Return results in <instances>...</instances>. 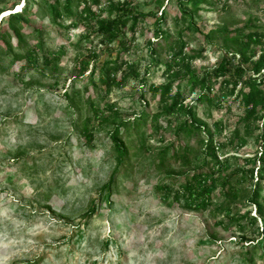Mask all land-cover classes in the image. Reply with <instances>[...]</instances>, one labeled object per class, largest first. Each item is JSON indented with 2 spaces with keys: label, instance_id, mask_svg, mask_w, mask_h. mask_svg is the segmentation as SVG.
I'll use <instances>...</instances> for the list:
<instances>
[{
  "label": "rangeland",
  "instance_id": "rangeland-1",
  "mask_svg": "<svg viewBox=\"0 0 264 264\" xmlns=\"http://www.w3.org/2000/svg\"><path fill=\"white\" fill-rule=\"evenodd\" d=\"M160 1L131 0L133 15L144 17L136 26L129 21L110 39L97 32V21L92 18L75 21V25L70 20L53 22L45 0H0V17L3 12L16 13L18 4L29 10L19 26L22 42L10 39L11 54L3 53L6 47L0 40V264H264L263 220L257 218L254 226L249 219L240 220L245 214L258 216L246 199L262 165L258 162L264 146L259 141L261 121L248 133L238 127L243 145L236 153L230 145L220 153L238 158L215 174L212 205L206 209L190 207L157 188L167 184L177 189L200 165L201 136L205 139L208 131H214L213 123L225 124L222 133L214 135L217 150L242 116L236 92L217 103L219 107L195 102L199 91H191L185 63L180 59L172 67L174 73H166L175 52L171 46L184 42L186 57L193 58L190 72L201 74L235 47L211 35L212 30L240 29L253 23L264 32V0H202L195 10L188 1L181 5L183 0ZM100 2V8L92 6L99 19L116 16L106 0ZM180 6L192 17L181 14ZM72 8L80 10L75 1ZM158 28L163 36L157 35ZM5 29L2 21L0 31ZM122 36L130 44L121 53ZM27 47L37 49L36 60L13 61V54L22 55ZM261 49L264 38L262 46L255 48L257 53ZM114 62L127 65L116 75V82L133 70L137 77L128 76L125 85L114 84L107 92L98 81L100 71ZM168 82L173 92L183 94L185 104L195 103L197 120L204 124L199 134L176 137L183 115L169 124L160 119L163 128L155 131L152 116L159 112V93L154 95L150 86ZM218 91L219 80L212 96ZM106 102L114 106L113 111L95 120L91 104L106 110ZM141 114L146 121L130 137L120 127L133 146L105 200L103 188L116 165L109 133L115 125ZM86 118L95 128L91 144L81 135ZM139 132L145 134L146 151L140 148ZM173 141L176 148L179 143L188 146L190 165L169 158L166 167L157 168L158 154ZM249 169H253L252 181L232 185L235 197L228 196L230 212H215L228 198L223 193L228 189H221L224 177ZM92 204L94 212L90 213ZM241 236L246 238L244 243L239 242ZM253 242L261 244L255 251Z\"/></svg>",
  "mask_w": 264,
  "mask_h": 264
},
{
  "label": "trees",
  "instance_id": "trees-1",
  "mask_svg": "<svg viewBox=\"0 0 264 264\" xmlns=\"http://www.w3.org/2000/svg\"><path fill=\"white\" fill-rule=\"evenodd\" d=\"M49 2L48 8L50 16L53 22L60 20H70V25H75V21L88 20L90 18L97 21V32L101 35H106L110 39L116 37L120 30H124L125 26L129 21L133 22V26H136L139 19L144 16L140 13L133 15V11L130 9L131 0H106L110 9H113L116 12V16L109 20L99 19L98 15L92 10V6L100 8V0H91V3H88L86 0H45ZM76 2L77 7H80L79 12H74L72 5ZM161 2L160 0H156ZM190 2L194 10L198 8V5L202 0H183L181 3ZM181 14L189 18L192 17L191 12L186 11L180 6ZM29 10L27 7H22L19 12L9 13L8 15L0 19V24L2 21H5L6 29L0 31V40L5 45L6 50L3 52L5 54L12 53L10 51V39L14 37L18 43L22 42L21 32L19 26L24 23L26 16L28 15ZM156 16V14H152ZM188 26L192 27L191 21H189ZM247 28H250L248 32H245ZM260 27L252 23L248 27L228 30V29H215L210 32L211 35H218L225 41H229L234 44V50H226L225 54L216 61V63L208 70L203 71L201 74H193L190 72V62L193 59L192 57H186L184 53L185 43L179 40L171 49L175 52L170 56L172 66L169 64L166 69V73H174L172 67L177 65L178 61L181 59L183 61L185 69L187 70L188 82L191 84V91L198 89L199 94L195 99V102H205L209 106L215 105L219 107L221 100L227 96H232L235 92L240 101V107L242 109V116L238 119L237 127L234 128V132L230 138L226 139L225 142L219 144L218 149L216 150L214 135H219L222 133V129L225 124L222 122H215L214 131H208L205 139L203 136L199 139V145L201 146V159L200 165L195 168V170L188 176H186L183 183H180L177 189H172L167 184H161L159 187L165 195L172 194L173 198L176 201H182L190 207L206 209L211 203L212 195V184H214V176L222 170L230 168L233 161L237 160L238 156L231 155L225 156L220 154L224 151L227 145H230L232 153H236L242 143H239V129L241 125L244 127L245 132L250 131V127L255 125L258 122H262L261 134L259 136V141L261 145H264V49L257 51L255 48L257 46H262L264 32H260ZM158 36H163L164 34L158 28L156 30ZM167 38L169 36H166ZM121 46V53L127 52L130 42H128L125 36H122V39L119 42ZM36 48L27 47L24 54L20 55L17 53L13 54V61L25 60L26 63L36 60ZM120 53V52H119ZM45 64H49L48 59H44ZM123 65H126L124 62L116 63L114 62L111 66H107L105 69H101L99 83L106 87V91H110L111 87L117 86L121 87L125 85L128 76L137 77L136 71H131L132 68H129L131 71L128 75L126 73L123 77L116 82V75L119 71L123 69ZM127 66V65H126ZM24 67V66H23ZM219 80V91L217 94H213V86ZM238 88V90H236ZM153 94L159 93L158 109L159 112L152 116V124L154 125L155 131L161 130L163 124L160 122V119H164L168 124L170 119L175 118L179 115H183L184 119L180 124L176 126L175 135H184L185 138H189L194 133L199 134L201 132V127L204 124H201L197 120V112L195 103L185 104V97L179 91L173 92L172 83L168 82L159 86H150ZM105 109L95 108L91 104L92 117L101 121L105 111H113L114 106L105 103ZM146 117L144 114H141L137 118L128 122H121L118 125H115L112 131L109 133V138L112 143V148L116 155V165L114 171L111 174V177L105 186L104 191L107 190L106 195L103 199L107 200L108 192H110L111 187L110 183L113 184V177L118 172V169L121 165L126 163V159L129 158V149L132 147V142L129 145L124 136L120 133V127L124 126L127 135L130 137L132 135L133 129H140L141 126L145 123ZM205 128L207 126H204ZM258 129V125L256 126ZM94 126L91 125V119L86 118L85 123L83 124L81 135L83 136L87 144H91L94 140ZM139 142L140 148L143 150H148L146 146L145 134L139 132ZM150 137L152 134L149 135ZM219 141V139H218ZM176 142L173 141L168 144V147L162 150L158 155V167L163 168L167 165V160L169 158L179 159L184 166L190 165L189 162V148L187 145L182 146L179 143V147L176 148ZM261 154L258 159L262 165L258 170L259 178L250 188V194L247 196V203L255 206V211L258 216L249 217V214H245L240 217V220H248L250 226H254L257 223V218L263 220L264 222V204L261 202L260 193H261V182H263L264 187V146L261 147ZM219 151V152H218ZM249 178V179H248ZM253 180V169L247 171H236L231 172L224 177V180L221 182V189H228L227 192H223L225 197L232 195L235 197V188L232 186L234 183L240 185L244 181ZM229 198V199H228ZM226 198L225 203H221L218 208L216 207L215 212H230L229 204L230 197ZM93 205V204H92ZM94 212V205L90 209V213ZM90 215V214H89ZM249 217V218H248ZM258 229V228H257ZM260 235L262 239V248H263V261H264V223L260 230ZM246 238L241 236L239 238L240 243H244ZM253 242L254 250L256 247L261 244H256Z\"/></svg>",
  "mask_w": 264,
  "mask_h": 264
},
{
  "label": "bare ground",
  "instance_id": "bare-ground-1",
  "mask_svg": "<svg viewBox=\"0 0 264 264\" xmlns=\"http://www.w3.org/2000/svg\"><path fill=\"white\" fill-rule=\"evenodd\" d=\"M20 7H21V5L18 4L17 7H16V11H15V12H17V11L20 9ZM4 16H6V14H4V12H3V14H2L1 17H0V19H1L2 17H4Z\"/></svg>",
  "mask_w": 264,
  "mask_h": 264
}]
</instances>
